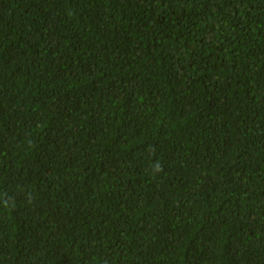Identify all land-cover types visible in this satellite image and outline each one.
<instances>
[{
    "label": "trees",
    "instance_id": "obj_1",
    "mask_svg": "<svg viewBox=\"0 0 264 264\" xmlns=\"http://www.w3.org/2000/svg\"><path fill=\"white\" fill-rule=\"evenodd\" d=\"M0 264H264V0H0Z\"/></svg>",
    "mask_w": 264,
    "mask_h": 264
}]
</instances>
